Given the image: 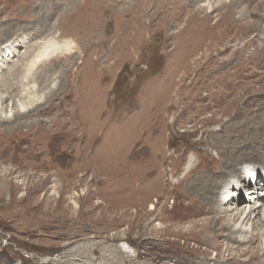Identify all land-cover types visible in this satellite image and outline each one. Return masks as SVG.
Wrapping results in <instances>:
<instances>
[{
	"label": "rangeland",
	"instance_id": "374dc122",
	"mask_svg": "<svg viewBox=\"0 0 264 264\" xmlns=\"http://www.w3.org/2000/svg\"><path fill=\"white\" fill-rule=\"evenodd\" d=\"M114 8V0H0V31H4L0 45L20 40L23 35L27 38L28 33L40 34L29 45L20 47L21 54L30 56L38 41L48 35L54 37L51 32H57V37L63 35L62 43L72 42L64 54L54 53L50 60H45L44 71L48 76L44 72L42 80L39 76L42 86L50 76L55 86L64 83L60 96L50 104L59 112L32 116L30 120L43 122L58 132L64 124L63 117L67 119L73 112L68 111L64 116L60 107L63 92L71 89L74 105L79 106L82 114L78 136L84 133L77 144L81 150L79 156L73 149L76 146L70 147L67 156H55L50 171H39L40 174L0 171V264H49L45 263L47 259L60 256L62 259L55 264H71V257L80 253L98 264H264L263 252L245 247L229 251L224 237L199 234L189 228L195 220L189 202L196 196L189 187L197 171L220 166L226 152L245 138L248 149L244 150L255 154L257 150L252 152L251 146L256 147L258 137H262L253 134L255 129L249 128L250 121L229 119V111L213 115L217 107L211 110L197 105L208 103L212 70L217 69L218 77L224 78L220 66L208 57L226 45L228 39L224 40L222 34L205 42L196 65H204L200 72L191 66L188 77H182L179 70L172 79L164 78L157 73L161 68H175V62L171 61L175 57L166 59L171 45L167 40L169 24L157 28L159 17L146 19L154 26L145 38L149 45L146 55L152 59L136 63L122 54L123 49L115 47ZM194 13L196 16L191 20L201 26V14ZM68 22L77 30L85 27V34L64 32ZM26 49L29 50L25 53ZM16 57L12 58L16 60ZM12 63L1 78L11 72ZM20 63L15 62L12 70ZM176 65L181 69L179 63ZM217 85L221 87L220 82ZM197 92L205 98L201 103L195 102ZM263 116L261 113L260 117ZM251 123H254L252 119ZM153 124L161 125V130L152 134ZM64 130L73 137L78 129L76 125L66 124ZM145 146L149 147V154L143 153L140 159L132 156L133 149L144 151ZM164 146L166 157L162 166L159 155V171L156 158ZM196 156L197 168L186 177ZM0 161L5 162V157H0ZM256 161L257 164L254 160L250 165L251 170H263L264 164ZM131 170L136 171L137 178L130 179ZM148 173L160 178L162 188L152 190L149 197L144 194L140 200L131 199L128 183L133 180L143 185L141 181ZM243 187L242 203L250 196L245 193L246 186ZM131 201L138 205H132ZM153 205L155 208L151 209ZM94 220L95 226L88 227ZM45 222L48 227L40 228L38 223ZM57 234L60 236L56 237ZM89 246H94V250H89ZM119 246L131 256H121ZM104 253L110 257H104Z\"/></svg>",
	"mask_w": 264,
	"mask_h": 264
},
{
	"label": "bare ground",
	"instance_id": "6f19581e",
	"mask_svg": "<svg viewBox=\"0 0 264 264\" xmlns=\"http://www.w3.org/2000/svg\"><path fill=\"white\" fill-rule=\"evenodd\" d=\"M114 4L116 32L113 37L116 43L115 47L117 50L123 49L122 54L129 56L136 63L145 59H152V56L147 57L146 55L145 49L149 45L145 38L148 36L147 34L150 35L153 32L154 26L152 21L147 22L146 19L159 17L160 21L157 23L159 25L157 28H164L165 24H169L170 28L167 31L169 38L167 37V40L171 45L168 47L166 59L175 57L171 60L175 62V68L171 67L168 70H165V67L161 68L157 73L164 78L172 79L173 74L178 73L179 70L182 77H188L191 66H193L192 70L195 68L200 72L204 65H196L202 56L199 50L205 42L209 39L216 40L217 36L220 37L222 34L225 35L224 40L228 39L226 45L208 57V60L220 66L224 76L223 80L218 77V70L213 69L208 103L200 102L205 98L199 92L194 95L198 96L195 102L201 103H197L200 108L212 110L217 107L212 111L213 115L224 114V111H229V116H227L229 119L243 118L242 120L250 121L251 126L248 124L250 127L244 125L247 127L246 129L248 127L254 128L253 134H261L262 137L257 139L256 147L258 148L254 145L251 146L252 152L257 150L255 154L244 150L248 146L245 138L240 141L239 146L232 147L233 150L226 152L225 160L220 166L197 171L194 178L190 180L189 187L196 195L190 196L192 201L189 202V206L192 208V215H194L192 219L195 220L192 221L193 223L189 225V228L199 232V234L211 233L215 237H224L229 251L240 247L243 250L242 248L245 247V250L253 249L257 253H264V184L262 180L257 183V187L252 186L248 178V173L251 171L250 165L254 160L256 164L258 163L256 160L264 164V116L260 117L261 113L264 115L263 0H114ZM194 12L201 14L202 20L199 18L202 23L201 26L191 20L196 16ZM186 16L189 17L185 19ZM1 31L0 35L4 33L3 30ZM64 32H74L75 34L78 32L80 36H83L85 27L77 30L74 29L71 22H68L67 25H64ZM51 33L54 34V37L48 35L38 41L37 45L32 48L35 51L30 56L21 54L20 47L29 45L40 34L28 33L27 38L23 35L20 40H10L9 43L7 41L0 45V157H5V162L0 161V163H10V165H0L2 168L0 171L5 170V173L32 171L40 174L39 171L47 172L50 171L48 170L50 167L55 165L56 155L67 156L68 149L75 146L73 149L77 151V155L81 151L77 144L81 143L80 137L84 136V133H80L78 136L82 130L80 129L83 123L81 121L82 114L79 106L74 105L76 101L71 89L63 92L61 97L63 104L60 107H63L62 115L64 116L68 111L73 110V112L69 114L68 120L63 117L64 124L58 132L52 131L43 122L30 120L33 119L32 116H43L56 110V107L52 108L50 104L60 96H58L59 91L64 85V83H60L55 86L56 82L54 79L51 80L50 76L49 79H44L48 83L42 86V76H45L42 73L44 72L48 76L47 71H44V67L47 65L45 60H50L54 53L64 54L65 51L69 50L68 47L72 43L69 40H63L64 43H62L60 38H63V35L57 37V32ZM29 49H26L25 53ZM195 51L198 52L193 57L191 56L192 58L188 57L191 52ZM222 55L226 56L222 58ZM186 60L189 61L187 67ZM14 61H21L20 64H16L15 71L12 70ZM10 63L13 64L11 72L1 78V74L10 69ZM176 63H179L181 69ZM218 82H220V88H217ZM246 116H249L254 123H251V119L246 118ZM66 124L77 126V133L73 137L64 130ZM240 125L242 126V124ZM150 129L153 134V132L161 130V125L153 124ZM1 132L3 133L1 134ZM241 132L242 130H240ZM29 136H34V138H29ZM169 141L171 140L169 139ZM133 150L135 152L132 153V156L136 158L141 157L143 153L144 155L150 153L148 146H145L144 151ZM166 150L164 146L162 152L159 154L157 152L154 155L158 154L155 158L158 162L159 171L161 168L160 156H162L163 166ZM217 153L220 155L219 151ZM219 155H217L218 158ZM23 157L29 160H22ZM198 160V156H196L195 160L189 164L186 177L197 168ZM247 161L252 162L248 163ZM260 170L258 171L259 175L264 173L263 170ZM131 177L137 178L136 171L131 170L130 179H132ZM141 182L144 184L138 185L133 180L128 183L127 192L131 199L140 200L139 197L144 196V194L149 197L153 193L152 190L156 191L163 186L160 178L154 177L153 173H148V176L146 175ZM241 185L246 186L248 189H245L246 193L250 195L249 200L244 203H242L244 191ZM193 199L199 201L196 202ZM231 200L235 201L230 203ZM234 203L236 204L233 205ZM131 204L138 205L133 201ZM154 208L153 205L151 209ZM191 212H189L188 217H190ZM196 216L198 217L195 218ZM65 221L70 222L68 219ZM95 223H97L96 220L89 223L88 227H94ZM78 224L80 225V220L77 221ZM38 225L40 228L48 227L46 222L38 223ZM59 236L60 234L56 235V237ZM88 248L91 251L94 250V246ZM119 252L123 257L125 254L131 256L121 246H119ZM80 254L71 257V264H98L94 263L93 258H88L86 254H84L85 256H80ZM103 256L110 257L109 254L105 253ZM61 259L62 256L50 258L45 263L55 264Z\"/></svg>",
	"mask_w": 264,
	"mask_h": 264
}]
</instances>
